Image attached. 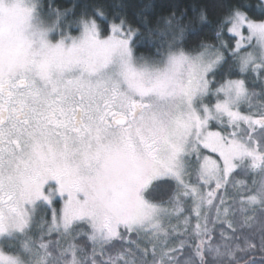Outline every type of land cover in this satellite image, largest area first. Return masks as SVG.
I'll list each match as a JSON object with an SVG mask.
<instances>
[{"label": "snow or ice", "instance_id": "snow-or-ice-1", "mask_svg": "<svg viewBox=\"0 0 264 264\" xmlns=\"http://www.w3.org/2000/svg\"><path fill=\"white\" fill-rule=\"evenodd\" d=\"M128 7L0 0V264H264V0Z\"/></svg>", "mask_w": 264, "mask_h": 264}, {"label": "trees", "instance_id": "trees-1", "mask_svg": "<svg viewBox=\"0 0 264 264\" xmlns=\"http://www.w3.org/2000/svg\"><path fill=\"white\" fill-rule=\"evenodd\" d=\"M84 2H91V0H84ZM105 2L112 3H124L129 5L128 12L131 15L135 10L139 7H142L144 4L152 3L156 5V11L159 13L161 11V6L166 5H176L179 4L181 6L184 5H192L193 3H208L209 0H105ZM252 3H255L256 0H251ZM171 8H167L166 11H171Z\"/></svg>", "mask_w": 264, "mask_h": 264}]
</instances>
